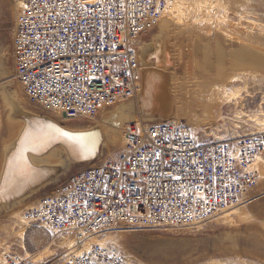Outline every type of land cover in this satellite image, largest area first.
Instances as JSON below:
<instances>
[{
    "label": "built area",
    "instance_id": "obj_1",
    "mask_svg": "<svg viewBox=\"0 0 264 264\" xmlns=\"http://www.w3.org/2000/svg\"><path fill=\"white\" fill-rule=\"evenodd\" d=\"M18 1L13 75L32 104L82 122L136 97L141 46L169 0ZM124 135L118 155L62 175L26 220L82 240L119 226H192L236 205L259 179L262 132L220 141L171 119L139 118ZM0 264L36 263L5 247ZM57 264L135 263L116 246L96 244Z\"/></svg>",
    "mask_w": 264,
    "mask_h": 264
},
{
    "label": "bare ground",
    "instance_id": "obj_2",
    "mask_svg": "<svg viewBox=\"0 0 264 264\" xmlns=\"http://www.w3.org/2000/svg\"><path fill=\"white\" fill-rule=\"evenodd\" d=\"M229 1L225 10L229 28L214 35L201 27L207 23V10L218 7L213 2L207 1L202 11L195 8L197 4H188L193 18H184L179 10L173 16L164 15L167 4L152 41L140 49L143 81L136 97L105 109L93 124H67L59 117L32 110L16 90L3 89L10 114L17 115L0 164V213L22 205L71 165H91L103 159L99 156L106 148L121 143L130 122L171 119L186 122L184 125L194 130L189 124H195L198 109L204 113L211 103L233 102L240 89L233 87L234 80L243 82L247 76L264 73V50L238 35L246 26L247 3L261 1ZM230 12L235 15L231 17ZM5 51L0 50L1 77L11 73ZM81 240L76 237V242ZM84 245L81 251L86 250Z\"/></svg>",
    "mask_w": 264,
    "mask_h": 264
},
{
    "label": "rangeland",
    "instance_id": "obj_3",
    "mask_svg": "<svg viewBox=\"0 0 264 264\" xmlns=\"http://www.w3.org/2000/svg\"><path fill=\"white\" fill-rule=\"evenodd\" d=\"M207 1L218 7L207 10V23L201 26L202 29L210 35L219 30L227 32L229 26L225 10L229 0L224 3L219 0H172L164 15L173 16L179 10L185 18L191 16L188 4H197L195 8L202 11ZM260 1L247 3L244 19L246 26L238 35L264 50V0ZM18 5V0H0V50H6L5 63L11 71L5 78L0 76V164L5 142L12 138V123L17 115L10 114L2 95L3 89L6 88L7 92L16 90L24 104L32 110L59 117L71 125L93 124L100 120L101 113L107 109H103L93 121L81 122L43 111L28 100L12 72V34ZM234 15L230 12L231 17ZM157 31L156 26L143 43L152 41ZM236 80L233 81V87L240 89L233 102L211 103L204 113H200L201 108L198 109V117L193 118L195 124L189 126L206 138L220 141L236 142L245 135L264 133V73H257L256 77L247 76L243 82ZM189 89L192 88L189 86ZM8 116L10 118L7 120ZM125 144L126 138L123 135L118 146L106 148L99 157L111 159L119 154ZM86 164L87 162L71 165L68 172L63 171L57 180L49 182L22 205L1 212L0 249H11L36 264H57L60 257L68 252H84L80 249L84 244L85 251L96 244L116 246L135 264H264V152L255 161L259 171L256 185L236 205L220 211L213 219L204 223L147 229L119 226L76 242V234L57 233L50 226L25 221L23 216L26 212L35 207L43 196L50 194L60 183V179L63 180V177Z\"/></svg>",
    "mask_w": 264,
    "mask_h": 264
}]
</instances>
